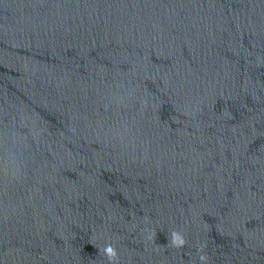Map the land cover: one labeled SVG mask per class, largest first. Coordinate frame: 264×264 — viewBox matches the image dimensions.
Returning a JSON list of instances; mask_svg holds the SVG:
<instances>
[{
	"label": "water",
	"instance_id": "water-1",
	"mask_svg": "<svg viewBox=\"0 0 264 264\" xmlns=\"http://www.w3.org/2000/svg\"><path fill=\"white\" fill-rule=\"evenodd\" d=\"M0 264H264V0H0Z\"/></svg>",
	"mask_w": 264,
	"mask_h": 264
}]
</instances>
